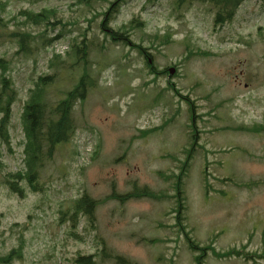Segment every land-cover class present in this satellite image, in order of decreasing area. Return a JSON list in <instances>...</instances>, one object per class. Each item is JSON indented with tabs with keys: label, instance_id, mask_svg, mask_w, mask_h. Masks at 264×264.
Instances as JSON below:
<instances>
[{
	"label": "rangeland",
	"instance_id": "rangeland-1",
	"mask_svg": "<svg viewBox=\"0 0 264 264\" xmlns=\"http://www.w3.org/2000/svg\"><path fill=\"white\" fill-rule=\"evenodd\" d=\"M106 6L103 0L90 8L75 0H0V57L9 61L17 91L9 125L13 152L0 142V254L17 244L22 231L24 256L13 264H71L78 254L94 255L99 264H195L198 252L173 226L172 198H106L142 188L173 193L172 180L157 172H178L174 156L183 158L192 130L188 103L166 89L168 80L196 105L198 144L182 187L191 238L203 246L218 234L212 244L216 251L245 245L249 252H262L264 129L254 133L238 125L264 124V0H243L221 26H214V10L206 2L177 6L176 0H124L109 25L117 29L132 18L142 21L133 41L153 46L151 61L159 69H175L155 79L134 49L108 38L104 42L101 16L89 20ZM43 8L56 10L63 28L26 24L18 14ZM26 30L38 36L31 40L30 54L17 52L11 35ZM82 32L93 41L87 57L96 86L72 108L73 138L58 144L39 170L42 190L31 191L23 180L20 197L3 182L23 168L21 113L28 89L38 75L50 72L52 53L65 59L70 38L81 40ZM197 50L207 54L189 55ZM70 72L53 92L73 86L76 76ZM83 194L99 200L94 221L78 214L73 229L69 215ZM103 246L106 255L110 251L121 259H102ZM203 264L264 260L218 258L208 250Z\"/></svg>",
	"mask_w": 264,
	"mask_h": 264
},
{
	"label": "trees",
	"instance_id": "trees-1",
	"mask_svg": "<svg viewBox=\"0 0 264 264\" xmlns=\"http://www.w3.org/2000/svg\"><path fill=\"white\" fill-rule=\"evenodd\" d=\"M77 3L91 7L94 1L100 0H75ZM107 1V6L92 14L93 20L101 16L98 22V28L100 33L105 38L109 39L112 44H119L124 47L129 46L134 49L138 55L144 58L145 65L149 74L153 75V79L157 76L165 75L168 73V67L159 69L152 59L150 49L152 45L146 46L141 41L135 42L131 38L133 30L141 26L142 21L132 18L127 24L121 25L117 29H113L109 23L114 18L118 11L120 4L124 0H103ZM194 0H176V5L181 6L190 3ZM200 2H206L213 7V23L214 26H221L224 23L230 21L239 5L243 0H196ZM18 14L24 16V22L26 24H32L34 26H43L45 28L56 25H62L61 19L57 16L56 10L52 8H43L38 12L29 10H20ZM1 27V25H0ZM14 36L15 42L18 46L17 52L25 54L31 53V40L34 42L38 36L29 30L18 31L11 34ZM64 34L59 33V36ZM55 37L53 40H56ZM81 40H78V36L70 38V48L65 51L66 58L63 59L59 53H52L48 59L47 68L50 72L42 73L36 77L33 86L28 89L27 99L24 103V107L21 113V124L24 134L23 142V168L18 169L15 172L8 173L4 179V184L8 187L10 192L17 194L20 197L25 195V190L20 182L25 180L28 188L31 191L36 192L42 190L41 185L38 182L39 170L44 166L45 162L51 160L55 149L58 144L67 142L73 138L77 125L72 116V108L75 103L82 102L87 96L88 90L96 86V77L89 70V59L87 57L90 47L93 45L92 40H87L85 32L81 33ZM166 37L169 38L168 35ZM51 41V40H50ZM167 41V40H166ZM105 48L104 45L101 47ZM205 51L197 50L190 52L189 55H204ZM188 55V56H189ZM150 60V61H149ZM9 61L0 57V142L4 143L12 153L11 149V137L9 133V125L12 117V104L16 100L17 91L13 85V82L9 75ZM70 72L76 76V81L70 89L52 91L55 83L59 80H66L64 72ZM177 74V68L176 73ZM166 89L172 90L174 95L178 96L181 100L188 103L189 120L191 121L190 129L192 130V138L189 141L188 146L181 149L183 158L178 159L174 156V159L178 161L177 170L163 173L158 171V175L164 180H172L173 193L171 195L163 194L161 192H155L148 190L147 188L136 189L132 192L119 195L116 193L110 194L108 199H119L123 202L130 198L147 197L154 200H160L162 198H172L174 200V207L171 213L174 214L175 222L174 227L178 234L182 235L187 242V246L190 250L198 252L194 256L195 264H203V258L206 256V251L212 250L213 254L218 258L225 257H242L246 260L263 259L264 250L262 252H249L246 250V246L239 248L231 247L225 251H216L212 244L213 240L218 234L213 236V239L206 245H199L190 236V230L187 229L185 224L184 210V197H183V179L186 176L190 161L198 144V133L195 124V108L196 105L187 94L181 93L180 89L175 86V83L171 80L167 81ZM54 93L63 95L59 99H55ZM193 119V120H192ZM264 129V124L252 126L249 129L252 132H259ZM155 131V130H153ZM99 203V200L92 199L87 194H83L81 197L75 200L73 210L69 215V219L72 222L73 229L77 222L78 214L86 216V219L90 224H93L94 214L93 209ZM66 214L63 212L62 215ZM24 228V227H23ZM75 235L74 230L71 233ZM25 239L22 231L18 236V242L15 246H12L6 253L0 254V264H13L15 261H22L24 256ZM106 247L103 246L100 255L102 259H114L120 260L118 255H113L110 251L109 255H106ZM71 264H99L96 262L94 255H81L78 254L72 258Z\"/></svg>",
	"mask_w": 264,
	"mask_h": 264
},
{
	"label": "flooded vegetation",
	"instance_id": "flooded-vegetation-1",
	"mask_svg": "<svg viewBox=\"0 0 264 264\" xmlns=\"http://www.w3.org/2000/svg\"><path fill=\"white\" fill-rule=\"evenodd\" d=\"M254 125V124H253ZM253 125H251V126H253ZM251 126H241V128H244V129H251Z\"/></svg>",
	"mask_w": 264,
	"mask_h": 264
},
{
	"label": "water",
	"instance_id": "water-1",
	"mask_svg": "<svg viewBox=\"0 0 264 264\" xmlns=\"http://www.w3.org/2000/svg\"><path fill=\"white\" fill-rule=\"evenodd\" d=\"M173 72H174L173 68H170L169 71H168L169 74H172Z\"/></svg>",
	"mask_w": 264,
	"mask_h": 264
}]
</instances>
